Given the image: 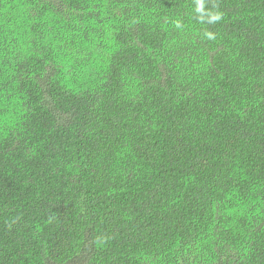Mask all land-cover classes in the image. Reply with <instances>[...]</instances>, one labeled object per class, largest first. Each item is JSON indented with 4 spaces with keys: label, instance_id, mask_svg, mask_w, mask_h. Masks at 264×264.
<instances>
[{
    "label": "trees",
    "instance_id": "16d2710c",
    "mask_svg": "<svg viewBox=\"0 0 264 264\" xmlns=\"http://www.w3.org/2000/svg\"><path fill=\"white\" fill-rule=\"evenodd\" d=\"M213 3L0 0V264H264V0Z\"/></svg>",
    "mask_w": 264,
    "mask_h": 264
},
{
    "label": "clouds",
    "instance_id": "9594fccd",
    "mask_svg": "<svg viewBox=\"0 0 264 264\" xmlns=\"http://www.w3.org/2000/svg\"><path fill=\"white\" fill-rule=\"evenodd\" d=\"M194 2V12L195 19L200 24H216L220 22L224 13L219 9L218 3H213L212 7H208L209 0H193ZM173 24L176 29L183 30L185 25L181 19H176L173 21ZM203 38L209 41H214L217 39V33L211 30H205L202 33Z\"/></svg>",
    "mask_w": 264,
    "mask_h": 264
}]
</instances>
